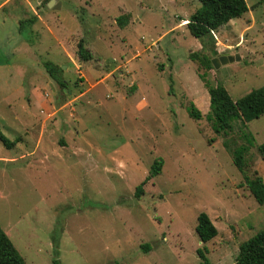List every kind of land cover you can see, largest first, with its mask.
I'll return each mask as SVG.
<instances>
[{"label":"rangeland","instance_id":"obj_1","mask_svg":"<svg viewBox=\"0 0 264 264\" xmlns=\"http://www.w3.org/2000/svg\"><path fill=\"white\" fill-rule=\"evenodd\" d=\"M49 1L0 0V134L18 140L0 139V225L26 263L201 264L206 247L212 264H235L264 205L206 119V70L191 54L240 55L206 75L234 100L263 87L264 0L213 32L218 56L186 27L199 0ZM248 132L246 174L264 179V116ZM156 160L162 173L137 198ZM201 213L219 230L207 244Z\"/></svg>","mask_w":264,"mask_h":264},{"label":"trees","instance_id":"obj_2","mask_svg":"<svg viewBox=\"0 0 264 264\" xmlns=\"http://www.w3.org/2000/svg\"><path fill=\"white\" fill-rule=\"evenodd\" d=\"M199 2L201 3V8L188 20H184L187 21L186 27L190 34L201 42L203 47H206L209 42L212 46V53L214 56H218L213 32L228 25L232 20L242 18L249 12V6L246 0H199ZM119 21L122 24L126 23L122 18ZM33 22L34 20L30 21V23ZM78 51L83 61L92 59V54L85 47L83 41L79 43ZM191 59L199 62L200 66L206 70V73L200 76L210 95V111L206 119L217 135L226 137L224 146L231 152L234 165L244 176L246 186L254 199L258 204L264 205L263 177L250 178L246 174L248 167L247 157L255 145V137L248 132V123L264 116V86L254 89L238 100H234L224 85H213L206 80L207 72L214 68L212 64L213 58L201 53H193L191 54ZM44 66L51 79L66 89V84L59 78L61 68L51 62L45 63ZM188 110L191 118L195 120L202 119V112L195 103H192ZM0 139L9 149L14 148L18 143V140L10 141L3 134H0ZM258 153L264 162V143L258 147ZM163 166L164 162L162 160L155 161L149 177L137 188V198L142 196L144 185L147 181L162 173ZM196 233L200 241L207 244L218 236L219 230L207 213H201L198 216ZM145 249L147 251L150 250L148 246ZM198 254L201 264H212L206 247L200 248ZM53 263L60 264L57 259ZM0 264H27L1 225ZM235 264H264V229L240 245Z\"/></svg>","mask_w":264,"mask_h":264},{"label":"water","instance_id":"obj_3","mask_svg":"<svg viewBox=\"0 0 264 264\" xmlns=\"http://www.w3.org/2000/svg\"><path fill=\"white\" fill-rule=\"evenodd\" d=\"M56 1L57 0H50L49 3L47 4L48 8H52L54 10L59 9L61 7L60 3L55 5ZM240 59H241L240 55H236V56L222 55V56L212 59V64L216 69H219L222 64L233 63Z\"/></svg>","mask_w":264,"mask_h":264}]
</instances>
